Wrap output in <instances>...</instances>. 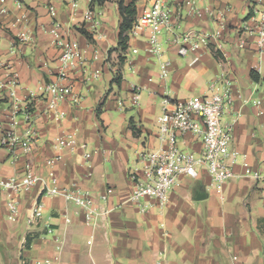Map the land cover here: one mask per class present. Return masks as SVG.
Returning <instances> with one entry per match:
<instances>
[{
  "label": "crops",
  "instance_id": "0c3cea01",
  "mask_svg": "<svg viewBox=\"0 0 264 264\" xmlns=\"http://www.w3.org/2000/svg\"><path fill=\"white\" fill-rule=\"evenodd\" d=\"M73 1L0 0V58L6 66L0 69V178H17L28 169L47 177L51 168L46 161L59 153L54 137L75 131L91 156L83 160V149L63 151L52 167L57 187L87 191L98 208L110 211L87 223L82 209L60 195H44L40 186L11 196L0 189V264H33L44 258L54 259L53 264H264V181L245 174L242 165L245 159L251 170L264 175V54L234 43L237 31L253 23L263 0H201L198 15L190 12V0H174L173 13L177 3L182 6L183 17L173 19L180 32L215 29L208 9L229 7L217 42L225 56L205 46L179 55L170 34L163 32L159 58L148 50V31L132 37L128 29L127 48L121 52L118 0H76L72 7ZM151 1L136 0L135 17ZM49 8L56 12L61 35L76 40L86 59L67 80L57 78L60 50L48 32L53 21ZM88 9L100 18L97 30L84 21ZM96 52L99 57L93 59ZM161 61L169 64L166 79L160 77ZM12 73L18 84L10 82ZM221 77L230 82L233 98L221 122L236 119L231 147L238 152L234 176L222 192L210 186L201 169L198 178L180 176L163 206L152 197L139 204L127 201L135 181L144 179V153L160 146L162 98L201 97L211 83L221 89ZM56 80L71 83L79 97L77 103L58 105L66 113L59 121L46 114L47 98L41 93ZM11 92L20 100L15 117L19 135L27 129L22 102L34 94L31 150L16 159L1 145L13 116ZM178 141L187 151H201L200 140L191 133ZM107 188L112 192L102 200ZM11 197L18 203L16 213L7 207ZM37 201L43 204L42 214L31 219Z\"/></svg>",
  "mask_w": 264,
  "mask_h": 264
},
{
  "label": "built area",
  "instance_id": "2783aa9c",
  "mask_svg": "<svg viewBox=\"0 0 264 264\" xmlns=\"http://www.w3.org/2000/svg\"><path fill=\"white\" fill-rule=\"evenodd\" d=\"M201 0H190V12L200 14L196 4ZM217 2L218 0H212ZM174 0H152L145 6L138 15L132 26L129 28V35L135 37L143 31L149 32L148 50L156 57H161L162 49L160 36L163 32L170 34V43L175 44L179 55H184L189 51H196L199 47H210L214 53L221 52L219 40V29H224L226 19L224 12L229 7L208 9L216 28L213 30L190 29L185 32L177 31L173 19L182 18V6L177 3L173 13L171 5ZM77 6L74 0L72 7ZM53 17L51 27L48 32L53 37L54 44L59 48V69L58 79L67 80L70 74L83 67L86 64L83 52L76 40L66 38L60 33L61 25L56 20V12L49 8ZM253 23L250 26H244L236 33L235 46L238 49H252L253 51L264 54V0L260 7L252 15ZM84 21L91 26V29L97 30L100 24V18L92 9H88L84 15ZM22 38L25 35L21 33ZM216 42L215 45L211 42ZM136 52L135 49L132 50ZM99 57L96 52L93 59ZM195 60V59H194ZM193 60V61H194ZM168 62L161 61L159 64L160 77L166 79L169 75ZM6 68L3 60L0 58V69ZM98 73H93L92 77H97ZM10 82L18 84L16 73L9 76ZM223 85L221 89L216 88L215 83H211L209 93L197 98L172 99L170 97L162 98L161 114L158 118L157 137L160 146L156 149L144 153L145 168L144 179L136 180L129 194L127 201L139 204L145 197L156 199L159 205L163 206L168 201V192L177 184L180 176L184 175L190 178H198L200 170L204 169L210 179L212 186L218 193H221L225 182L234 176L233 165L238 157V152L231 147L232 131L236 121L234 118L231 122L223 124L222 115L233 101L231 93V84L228 79L222 77L217 82ZM133 92V99L136 100L138 92ZM41 93L46 96V114L54 121L62 120L66 113L58 108V105L68 100L77 103L79 97L73 92L71 83L62 84L58 80L47 83L41 88ZM22 102L21 112L23 113L22 121L27 125L23 135L15 132L20 124L15 119L20 108L19 98L14 92H11V103L13 105L11 122L1 138V145L7 147L11 152V158L16 159L20 154H27L31 150L34 133L32 130V97ZM18 111V112H17ZM187 133L196 136L201 142V151L196 153L187 151L180 147L179 137ZM54 145L59 153L47 159L46 164L51 168L47 177H43L33 170L28 169L17 178H0V189L16 195L22 191L32 189L36 186L41 187L44 195H60L67 202H71L84 211L87 223L92 222L98 216H105L109 213V208L100 209L96 206L91 193L78 188L57 187V178L52 167L63 157V151L75 152L77 149H83L80 157L83 160L90 158L91 153L86 150V145L79 143L75 131H64L54 137ZM245 168V174L251 176L256 181H264V175L258 171L251 170L248 162L244 159L242 162ZM112 189L107 188L106 194L101 198L107 200ZM146 205H142V210ZM7 207L10 213H16L18 203L15 198L11 197L7 201ZM43 204L37 201L34 204L31 219H37L42 214ZM70 222L69 218H65ZM54 259L44 258L34 261L33 264H53Z\"/></svg>",
  "mask_w": 264,
  "mask_h": 264
},
{
  "label": "trees",
  "instance_id": "16d2710c",
  "mask_svg": "<svg viewBox=\"0 0 264 264\" xmlns=\"http://www.w3.org/2000/svg\"><path fill=\"white\" fill-rule=\"evenodd\" d=\"M136 0H131L129 3L125 4L124 0H118V10L119 14L121 16V23L119 27V39H118V47L121 50V52H124L127 48V36L126 31L132 26L135 16H136V6H135ZM252 14V10H249V13L247 14L246 18L250 17ZM123 57L120 56V59ZM251 77L256 79L255 72H251Z\"/></svg>",
  "mask_w": 264,
  "mask_h": 264
},
{
  "label": "water",
  "instance_id": "95a60500",
  "mask_svg": "<svg viewBox=\"0 0 264 264\" xmlns=\"http://www.w3.org/2000/svg\"><path fill=\"white\" fill-rule=\"evenodd\" d=\"M199 196H200V195H199ZM199 196H198V198L200 199L201 197H199ZM202 196H203V195H202Z\"/></svg>",
  "mask_w": 264,
  "mask_h": 264
}]
</instances>
